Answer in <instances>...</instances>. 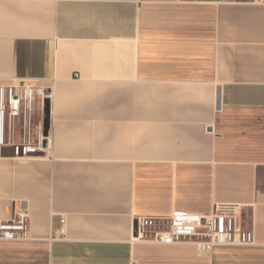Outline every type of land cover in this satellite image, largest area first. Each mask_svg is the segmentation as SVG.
<instances>
[{"label": "crops", "instance_id": "obj_1", "mask_svg": "<svg viewBox=\"0 0 264 264\" xmlns=\"http://www.w3.org/2000/svg\"><path fill=\"white\" fill-rule=\"evenodd\" d=\"M22 82L0 224L29 228L0 264H264V0H0V86ZM217 203L249 243L137 237Z\"/></svg>", "mask_w": 264, "mask_h": 264}, {"label": "built area", "instance_id": "obj_2", "mask_svg": "<svg viewBox=\"0 0 264 264\" xmlns=\"http://www.w3.org/2000/svg\"><path fill=\"white\" fill-rule=\"evenodd\" d=\"M33 99L32 86L22 82L0 86V143L3 142L4 125L20 115L22 102ZM25 146L17 153L26 154ZM242 205L217 203L207 215L176 213L169 218L139 217L136 220L137 237L159 244H194L201 252L209 254L215 246L249 243L247 233L239 223ZM29 216L21 209L0 224V238L21 240L27 237Z\"/></svg>", "mask_w": 264, "mask_h": 264}, {"label": "trees", "instance_id": "obj_3", "mask_svg": "<svg viewBox=\"0 0 264 264\" xmlns=\"http://www.w3.org/2000/svg\"><path fill=\"white\" fill-rule=\"evenodd\" d=\"M48 108H49V106L48 105H46V113L48 114Z\"/></svg>", "mask_w": 264, "mask_h": 264}, {"label": "rangeland", "instance_id": "obj_4", "mask_svg": "<svg viewBox=\"0 0 264 264\" xmlns=\"http://www.w3.org/2000/svg\"><path fill=\"white\" fill-rule=\"evenodd\" d=\"M37 99H38V97H37ZM35 106H36V104H35ZM38 114V113H37ZM7 119L9 120V118L7 117Z\"/></svg>", "mask_w": 264, "mask_h": 264}]
</instances>
